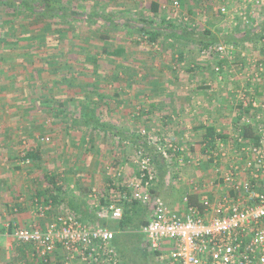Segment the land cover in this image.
Wrapping results in <instances>:
<instances>
[{
	"label": "crops",
	"instance_id": "crops-1",
	"mask_svg": "<svg viewBox=\"0 0 264 264\" xmlns=\"http://www.w3.org/2000/svg\"><path fill=\"white\" fill-rule=\"evenodd\" d=\"M91 1H94L93 3L95 4L99 0ZM100 1L103 2V0ZM115 1L110 0L109 3L111 4ZM151 1H157L160 4L158 17L162 18L163 16L170 19L177 27L193 28L194 32L190 31L191 40L180 36L178 38L166 36L164 32L160 33L159 36L167 41V47H175V52L173 53L177 54L175 55L177 58L161 59L159 69L148 72L150 75L148 73L143 76L136 73H134V76L127 75L128 73L125 72L130 71L131 68H126L123 63L122 70H119L118 64H115L116 61H114L107 65L108 69H110L107 74L111 73V75L105 74L99 79L93 77L90 80H82L83 83L81 84L87 86L88 89L95 90V93L92 95H88L85 91L73 93L67 99L64 98L65 104L60 103L59 108L55 110L59 115H63V112L74 116L76 120H79V117L84 113H88L96 117L98 125L95 122L94 124L86 125L79 121L74 126L62 123L57 130L55 128L50 129L51 131L49 132H52L51 144L56 146V154L59 156L57 158V171L52 172L49 168L47 170L46 167H40L42 159H44L42 154L36 165L21 163L22 151L28 150L25 146L27 141L22 138L23 134L24 136L28 135L33 140L36 138V142L41 143L37 140L40 133L36 134L34 126L32 127V124L27 123L28 121L30 123L33 121L32 112L29 111L30 115H28L26 114L28 112L24 113L25 111L22 107H18L16 116L13 118L8 119L5 115L0 117V264H12V262L14 264H41L42 260L32 254V247L17 243L12 233L16 226H29L32 223L45 226L59 212L64 211L61 204L53 207V203L51 204L50 200L45 202L43 198H38L37 196L38 191L44 193V190L48 187V177L55 176V179H57L56 184L65 185L68 190L73 191L77 197L81 198L83 196L78 192L77 186L86 187V189L91 191L93 189L96 190L94 187L96 185L93 182L101 177L104 178L102 180L110 183H112L111 180L114 178L113 183L117 186L122 183L121 177L128 171L127 166L129 164L134 166L127 158L128 152L125 150V146L122 147L123 149L115 150L114 144H117V142L121 141L123 144L128 145L130 143L129 140H131L136 147H143L145 151L151 154L153 166L157 171H162L165 168L168 170L169 167H172L147 142L146 138L140 133L142 129L165 135L173 143L180 146L187 144L196 153H201L203 152L201 143L204 139L206 126L212 127L215 131L221 130L224 132L230 128V125L236 119L238 111L230 96L237 80L243 81L242 74L238 75V72H240L239 62L227 63L217 59L211 61L210 58L209 64H206V62L199 64L194 62V60H187L183 64L182 61L184 60L183 57H186V51L190 50V44L197 42L193 39L199 38L201 35V33L195 34L197 21L203 20L205 22L208 15L214 14L223 19H229L232 16L235 19L231 23L234 24L240 21L239 19L237 20L236 12L233 13V11L240 9L241 0H217L218 4L216 0H178V7L175 9L172 6L173 0H125L133 12L137 11L141 16H143V12H146L150 14L149 18L152 16L149 8ZM224 5L228 8L229 14L217 13L216 7ZM93 10L96 9L94 8ZM91 12L92 9L90 8L89 11H82L81 13L77 11V15L80 16ZM110 13L112 14L113 12L111 11ZM245 29L236 31L231 28L229 32L226 30L224 37L225 35H244ZM251 29L253 30L254 28ZM59 31L64 34L63 29ZM248 41L250 39H237L232 40V42L223 39L219 42L233 43L237 46ZM259 44L261 45V43ZM118 47L123 48V53L126 52V48L120 45L107 49V51L111 52ZM73 49L75 50H73L74 52H77L84 48L76 44ZM199 51L201 53V49ZM110 57L114 58V56ZM115 57L120 56L117 55ZM2 65L0 62V68ZM180 65L183 69H179ZM214 65H226L227 68L222 69L221 73L217 75L212 69ZM151 66H149L150 69ZM154 67L157 68L155 63ZM175 68L182 70V72L179 73V70ZM219 76L220 78H218ZM232 76L240 79L231 80ZM75 77L77 83L73 82L74 85L81 80L79 76L76 75ZM8 79L0 76V89L3 85L6 87L4 91L1 92L0 90V96L4 99L7 98L6 102L9 101L12 95V97L16 96L15 98L19 99L16 95L18 92L13 93L11 86L8 87V85L14 83L12 81L7 84ZM54 81V83H59L60 80ZM255 88L257 98H261L264 101V73L256 80ZM72 89L77 92L79 87H72ZM62 92L67 93L65 89ZM64 97H67V95ZM49 103L50 101L47 100L46 104ZM46 104L44 103L45 106ZM47 111L52 112L50 107L47 108ZM21 115L22 117H20ZM135 120L140 127L137 134L132 129V124ZM87 129L95 132L94 137L91 136L89 143H87V136L82 135L81 131ZM192 131L195 134H192ZM185 137H187V140ZM88 147H90L89 150H87ZM139 149L142 148L137 150ZM80 150H83L84 154H89L88 157L86 156L85 162H82L77 155ZM45 159H47V162L51 160V156H45ZM158 162L160 165L157 164ZM44 164L45 162H43ZM115 164L118 165L114 167L113 165ZM211 170V165L207 163L200 168L193 166L174 167L173 171L175 173L173 175L176 176V180L179 181V185L182 187V195L178 203L164 195L162 197L159 194L158 185L155 183L153 185V193L160 196L170 208L180 210L184 205L182 199L185 195L189 197L190 202H199L201 192L194 191L192 183L196 182L201 185V183L207 182L212 173ZM118 173H121L119 174L120 177L116 176ZM116 177L117 180L115 179ZM123 182L125 181L123 180ZM88 193L85 195L87 201H89L87 199ZM39 207H43L42 214L39 211ZM148 207L152 213L150 205ZM151 213L148 219L151 217ZM54 255L45 264H60L59 251H56Z\"/></svg>",
	"mask_w": 264,
	"mask_h": 264
},
{
	"label": "built area",
	"instance_id": "built-area-1",
	"mask_svg": "<svg viewBox=\"0 0 264 264\" xmlns=\"http://www.w3.org/2000/svg\"><path fill=\"white\" fill-rule=\"evenodd\" d=\"M257 3L264 5V0H241L235 14L243 25L250 23L245 9ZM172 6L178 7L177 0ZM216 9L223 15L229 14L225 5ZM142 39H147L146 35ZM152 44L158 46L157 42ZM201 54L227 63L239 62L238 75L242 74L243 81L237 80L230 99L241 113L240 117L237 115L226 131H215L218 135L213 144L203 140L201 153L187 144H175L165 135L140 131L172 167L211 165L212 173L207 182L192 183L193 190L201 192L199 202L192 203L185 195L183 207L174 210L154 194L153 160L143 149L137 150L133 158L135 172L127 182L119 183V187L125 189L120 197L126 202L135 199L143 206L150 205L151 217L140 232L151 250L160 251L158 259L161 261L168 264H264V101L255 94L256 80L264 73V57L251 58L235 44L227 42L202 48ZM225 67L214 65L212 69L219 75ZM235 78L232 76L231 80ZM245 127L251 129V135H243ZM37 140L45 143L48 137L38 136ZM25 152L21 153V163L28 164ZM119 174L116 176L120 177ZM110 190L113 197L119 195V189ZM88 196L90 204L97 207L100 200L96 190ZM39 211L42 214L43 207H39ZM106 211L108 218H120L123 205L111 202ZM12 235L17 243L30 245L32 254L46 263L59 251L60 264H119L113 243L115 231L106 225H91L69 212H59L45 226L36 223L16 226ZM162 241L169 245L167 252L160 248Z\"/></svg>",
	"mask_w": 264,
	"mask_h": 264
},
{
	"label": "rangeland",
	"instance_id": "rangeland-1",
	"mask_svg": "<svg viewBox=\"0 0 264 264\" xmlns=\"http://www.w3.org/2000/svg\"><path fill=\"white\" fill-rule=\"evenodd\" d=\"M58 1L63 5V7H66V9H71L72 11H79L80 13L82 11L83 12L89 11L90 8L92 9V11H94L93 9L95 8L97 9L98 14L103 17V20L98 21L96 23H94L93 21L79 22L78 20H73V19L67 20L68 25L71 26L68 27L69 28L68 31H66L67 28H65L64 24L62 23L57 26L55 25L56 23H59L58 19H54L51 21L52 28H58L59 30L60 29L64 30L63 36L57 35V38L55 37L56 38L55 40H57L59 43L58 45L60 47L61 45L64 44L69 46L71 48L70 50L71 53L73 52L72 54L74 55L72 56V58H76V61H78L79 63L77 62L78 63L77 65L72 64L75 65L73 67L71 64L70 65L66 64L65 66L64 64L59 63L57 64L59 66V71L56 72L57 71V68L55 67L56 64L54 63L49 64L47 63L46 60H42V59L40 60L39 55H38L39 57L36 56L35 58H33V61L25 62L24 58H18L17 60L15 59L16 60L15 61L13 57L15 56L16 52H9L10 54L9 58L13 60L7 61V64L9 63L15 64L17 70L16 73L15 72L13 73V71H10L9 69L4 67V73H6L8 77L12 78V79L9 78L7 80V84L12 81L14 82L12 85H8V87L11 86L13 93L18 92L16 95L19 99H16L15 98L16 96L12 97L13 96L12 95L10 96L11 98H9V101L6 102L7 98L4 99L3 97L0 96L2 98V99L0 98V117H3V115H5L7 116L8 119L13 118L14 116H16V109H18V107H22L23 110L25 111L24 113L28 112L26 113L28 115H30L29 111L32 112L33 121H31V123L28 121L27 123L32 124L31 125L32 127L34 126L33 128H35L34 132L36 134L40 133V135L38 136H47L48 141L45 143H38L36 142V138L33 140L28 135L24 136V134L22 138H24L27 141L25 144L26 149H30L31 147H35V148L38 147V149L41 150L42 152L41 154L44 156V159L45 156L48 157L51 156V160H48L47 162H46L47 159L45 160L42 159L41 162L42 165H40V167L42 168L46 167L47 170L49 168L52 172L58 170L57 158H59V156L58 154H56V150H57L56 146H53L51 144L52 132L49 131H51L50 130L51 128H55L57 130L59 125H62V123H64L65 125L69 124V126H74L76 124L74 123L76 121L74 116L64 114L63 112H62L63 115H59L55 109L59 108L60 103L65 104L64 98L67 99L68 96L73 95V93L75 94L82 91L83 92L85 91L88 95H92L95 93V90L90 88L88 89L87 86L82 85L81 84L83 83L82 80H90L93 77L94 78L97 77L99 79V77L105 74L111 75V73L107 74V72L110 70L108 69L107 65H109V63H112L114 61H116L115 64H118L119 70H122L123 63L125 64L126 68L127 67L131 68L130 71L125 72L128 73L127 75L134 76V73H136L138 75L143 76L146 75L148 72L150 73V71H156V69H159L158 67L162 61L161 59L165 58V60H169V59L177 58L175 56L177 54L173 53L175 52L174 51L175 47L174 46L167 47L168 45L166 44L167 41L164 40L163 38L160 37L158 39L157 47H155L152 43H150L148 39H142L141 34L139 32V27L143 24L142 19L146 18V21H149L150 14L143 12L144 14L142 13L143 16H141L137 11L133 12L132 9L129 8L128 3L126 4L125 0H116L114 3L111 4L109 3L110 0H103V2L99 0L95 2V4L93 3L94 1L91 0H58ZM160 1H164V0H160ZM94 5L95 7L93 8ZM245 10L249 15L248 16L250 21L249 27L264 21L263 4L261 3L254 4L251 7H247V9ZM111 11L113 12L112 14L110 13ZM235 12L236 11H233V13ZM103 13H105V15L110 16V18L108 17L110 19L109 20L110 22L116 20L119 21L121 24L118 26L109 24V21L105 19ZM234 19L235 18L232 16L229 17V19L228 18L223 19L214 14L208 15V18L207 20H205V22L203 20L197 21V30L195 34L203 33L204 29H207L213 34V36L216 37V41L214 43L216 44L220 40L224 39V33L226 34L227 32L226 30H228L229 32V29L234 28V30L239 31L246 27L241 23V21H237L234 24H232L231 22L234 21ZM155 21L157 22L158 19L157 20L155 19ZM30 22L32 27L35 30L39 31V28L42 25L41 21L38 22L35 19V20H31ZM103 22H106L108 25L107 26L104 25ZM94 33H96L97 37L99 35L98 33H100L101 35H106V38H100V37H98L97 39L92 38V34ZM52 41L53 38L51 37L49 38L46 37V39L43 42L40 41V43H44V46H46L44 50L43 49L40 50L41 57L43 54L46 55L47 57L53 51L52 49L53 45H57V44ZM40 43L38 42V44ZM76 44L84 48L83 50L80 51V53L78 51L77 53L76 52L74 53L75 50L73 48L75 47ZM117 45L126 48V52L119 55L120 57L113 58L107 55L106 53L101 52L102 48L104 47H106V49H111L114 46L116 47ZM261 46L262 45H260L259 43H255L252 42V40H250L244 44L240 43V45H237V48L244 50L248 54V56L252 58L253 56L261 55V48H262ZM89 50L96 51L95 55L98 61L96 65L93 64L92 62H87L89 60L85 58V53L88 52ZM19 51H23V50L21 49ZM189 51H186V57L185 56L183 57L184 59L182 61L183 64L187 62V60H194V62H198L199 64L203 62L209 64L210 62L209 58L203 56L200 53L198 43L190 44ZM210 59L212 61L215 60L216 58L212 57ZM154 63L157 65V68L154 67ZM149 66H151L152 70L150 69ZM75 68L77 69V71H80L79 73H77V76H79L81 80L78 82V84L74 85V83H77L76 77L73 76L74 73L73 70ZM179 69H183L181 68V65ZM180 72H182V70H179V73ZM63 73L64 76H62ZM149 73L148 75H150ZM54 80H60V81L59 83H54L55 82ZM53 83L56 84V86H54ZM71 85L74 88L79 87L77 92H75L72 89ZM63 89H65L67 93L62 92ZM65 95H67V97H64ZM43 96H45L48 99V101H50L49 104H46V101H44L42 105L39 103L40 97ZM44 103L46 104V106L44 105ZM48 107H50L52 112L47 111ZM20 117H22V115ZM136 122L137 121L135 120L132 124L133 125L132 129L135 132V134H137L140 130V127L139 125H137ZM30 130L33 131L32 129ZM81 131L83 133L82 135L87 136V140H88L87 143L90 142L91 136L94 137L95 135V132H92L88 129ZM192 134H195L194 131H192ZM129 141L130 143L128 145L123 144L121 141L117 142V144H114V147L115 150H118L119 148L121 149L123 146H125V150L128 152L127 158L131 162H133V158L135 156L136 150L138 148H142L143 150L145 149L141 146L136 147V145L133 144L131 140ZM89 149L90 147H88L87 150ZM77 155L80 157V160L82 162H85L86 156L87 157L89 156L88 153L84 154L83 150L82 151L80 150ZM43 162H45L44 165ZM86 165L88 166V164ZM116 165L118 164H115L113 166L116 167ZM127 167H128V171H126L124 176L121 177L122 182L123 180L127 182L128 178L133 174L132 172L135 171L134 166L132 164H129ZM173 169L174 167H169L168 170L165 168L162 171H157L155 169V184L158 185L159 194L161 196L164 195L168 199H171L172 201L175 200L178 203L180 202V197L182 195L181 193L182 187L179 185V181L176 180L175 178L176 176L173 175L175 173ZM102 179L104 178L101 177L99 180L96 179L95 182L93 183L96 185L94 187L96 189L97 194L104 195L106 192L110 193L111 190L109 188L110 186L108 185H111V183L106 182V180H102ZM115 179L117 180V177ZM111 181L113 183L114 178H112ZM107 188L109 189L107 190ZM87 199H89V196L87 197ZM139 206L142 208V210H140L138 215L135 217V222H139L142 219L147 220L151 213L148 206H143L140 204ZM134 232H135L134 230L133 232L129 231L125 235L120 236L125 241V248L122 246V249L124 248L125 252L131 255V250H129V247H132V244L137 243L138 241L142 245L143 251L145 253H149L150 248L148 247L145 238L141 235H138L137 232L135 233ZM131 233L137 236H132ZM117 237L119 238V236ZM160 248L162 251L167 252L169 249V245L167 244V241H162V243H160ZM151 257H152L151 258L152 264H168L167 262L161 260L157 261L155 259L156 257L154 256ZM12 264L14 263L12 262Z\"/></svg>",
	"mask_w": 264,
	"mask_h": 264
},
{
	"label": "trees",
	"instance_id": "trees-1",
	"mask_svg": "<svg viewBox=\"0 0 264 264\" xmlns=\"http://www.w3.org/2000/svg\"><path fill=\"white\" fill-rule=\"evenodd\" d=\"M149 8L152 12V16L150 17L149 21H146V18L142 19L143 24L139 27L141 37L146 35L149 42H156L158 38H160V33L164 32L166 36H172L174 38H178V36H180L184 39L191 40L192 36L190 35V31L192 30V32H194L193 28L189 29L177 27L170 19H167L163 16L162 18H160V16L158 17L160 4L157 1H151ZM217 13H220V9H217ZM77 14V11H72L71 9H66V7H63V5L58 0H0V62L3 64L0 68V76L4 79L10 78L8 75H6V73H4V67L10 71H13V73H16V65L13 63L7 64V61L13 60L9 58V52H16L15 56L13 57L14 60H17L18 58H24L25 62L33 61V58L39 55L40 57H38L40 60H46L49 64H56V72L59 71V66L57 65L59 63H62L65 66L66 64L77 65L78 61H76V58H72L74 55L71 53L69 46L64 44L60 47L58 45V41L55 40L57 35L63 36V32H60L58 28H52L51 24L52 20L58 19L59 23H56V26L62 23L67 29H69L68 27L71 26L68 25L67 20L73 19L78 20L79 22L93 21L94 23L103 20V17L98 14L97 9L91 13H85L80 16ZM103 15L107 21L110 20L109 15H105V13H103ZM35 19L36 21H41L42 23L39 31L35 30L30 24V21ZM155 19H158V21L156 22ZM103 23L106 26L108 25L106 22ZM109 24L118 26L120 25V22L116 20L111 22L109 21ZM249 25L250 23L245 24L246 31L244 35H225L226 38L224 37V40L232 42V40L237 39H253L254 41L252 40V42L261 43V56H264V22L254 24L250 27ZM251 28L254 29L252 30ZM98 34V37L106 38V35H101L100 33ZM46 37L53 38L52 42H55L57 45H53V48L51 46L53 51L47 57L44 54L41 57L40 50H44L46 46H44V43H40V41L43 42ZM98 37L96 33L92 34V38L97 39ZM193 40L197 41L196 43L199 44V49H207L214 45L216 37L213 36L209 30L204 29L199 38H195ZM38 42L40 44H38ZM21 49L23 51H19ZM78 52L80 53V51ZM101 52L115 57L123 53V48L118 47L113 51L108 52L106 47H104L102 48ZM95 54L96 52L94 51H88L85 53V58L95 64L97 62ZM75 65H72V67ZM75 69L73 70V76H76L77 73L80 72ZM62 76H64V73ZM5 89V85H3L0 90L2 92ZM39 100V103L42 105L43 102L47 101L48 99L43 96L40 97ZM240 114L241 113L239 112L237 113L238 117H240ZM79 121L80 123H84L86 125L94 124V122L98 125V122H96V117L89 115L88 113L81 115L79 120L77 119L75 123H78ZM205 129L206 132L203 136V140H206L209 144H213V139L218 134L212 127L206 126ZM243 131V135L245 136L251 135L252 133L249 127L243 128ZM41 153L42 152L40 149H38V147H33L32 149H28L25 152L24 157L29 160L30 164L36 165L40 159ZM157 164L160 165L159 162ZM48 180L49 185L44 190L45 192H37L38 198H43L45 202L50 200L51 204L53 203V207L61 204L63 206L64 212L72 213L75 217L82 219L91 225H106L110 229L114 230L115 237L113 243L119 255V264H152L151 256L156 257L155 259L157 261L159 260L157 258L160 253L159 250L150 249L149 253H145L143 251L142 245L138 241L137 243H133L132 247H129V250H131V255L125 252V241L120 236L125 235L129 231L133 232V230L137 232L138 235L143 236L140 232V228L146 224L148 220L142 219L139 222H135V217L138 215L139 211L142 210V208L139 206L140 203L135 199H129L127 202L123 201L120 197V193L125 189L123 187H119V184L116 186L114 183H111L109 187L110 189L113 188L120 190L117 197L112 196L113 192H106L104 195L98 194L100 203L97 207H94L85 198L86 193L90 192V190L86 189V187L77 186L78 192L83 196L80 198L77 197L73 191L68 190L65 185L56 184L57 179H55V176L52 175L48 177ZM109 188H107V190ZM111 202L123 205V213L120 218L111 219L107 217L106 207ZM131 235L137 236L133 233H131ZM117 236H119V238ZM122 246L124 247L123 249ZM45 263L46 262L41 261V264Z\"/></svg>",
	"mask_w": 264,
	"mask_h": 264
}]
</instances>
